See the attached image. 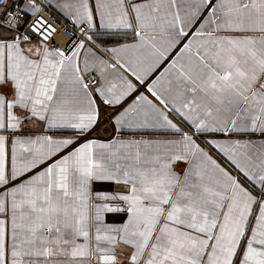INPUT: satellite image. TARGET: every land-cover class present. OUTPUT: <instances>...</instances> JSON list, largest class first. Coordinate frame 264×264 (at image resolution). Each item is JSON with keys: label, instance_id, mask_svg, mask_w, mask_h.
I'll use <instances>...</instances> for the list:
<instances>
[{"label": "snow or ice", "instance_id": "6c2138e0", "mask_svg": "<svg viewBox=\"0 0 264 264\" xmlns=\"http://www.w3.org/2000/svg\"><path fill=\"white\" fill-rule=\"evenodd\" d=\"M0 264H264V0H0Z\"/></svg>", "mask_w": 264, "mask_h": 264}]
</instances>
